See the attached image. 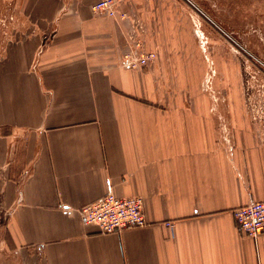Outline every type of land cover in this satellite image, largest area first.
<instances>
[{
  "label": "crops",
  "instance_id": "0c3cea01",
  "mask_svg": "<svg viewBox=\"0 0 264 264\" xmlns=\"http://www.w3.org/2000/svg\"><path fill=\"white\" fill-rule=\"evenodd\" d=\"M97 1L18 0L27 25L0 63L10 248L36 264H264V234L233 216L264 201V139L214 119L187 60L157 52L149 18L170 0H124L125 20L94 14ZM133 18L158 55L141 70L120 66ZM108 192L141 197L147 225H83L78 208Z\"/></svg>",
  "mask_w": 264,
  "mask_h": 264
},
{
  "label": "rangeland",
  "instance_id": "374dc122",
  "mask_svg": "<svg viewBox=\"0 0 264 264\" xmlns=\"http://www.w3.org/2000/svg\"><path fill=\"white\" fill-rule=\"evenodd\" d=\"M164 10L149 18L157 52L187 60L188 91L214 119L252 124L264 139V0H170ZM26 25L18 0H0V63ZM4 215L0 203V264H36L10 248Z\"/></svg>",
  "mask_w": 264,
  "mask_h": 264
},
{
  "label": "built area",
  "instance_id": "2783aa9c",
  "mask_svg": "<svg viewBox=\"0 0 264 264\" xmlns=\"http://www.w3.org/2000/svg\"><path fill=\"white\" fill-rule=\"evenodd\" d=\"M124 0H98L92 11L96 15L115 20L127 19L119 8ZM127 49L120 66L123 69L141 70L153 65L158 58L154 50L146 48V28L139 18L131 20V29L126 36ZM77 213L85 226H94L100 234H119L126 230L146 226L141 197L118 198L112 192L78 208ZM238 230L247 238L256 239L264 234V201L241 206L233 211ZM166 226L172 228V224Z\"/></svg>",
  "mask_w": 264,
  "mask_h": 264
}]
</instances>
